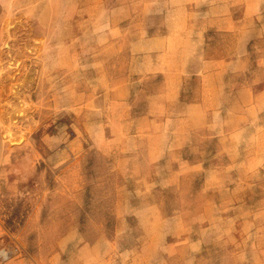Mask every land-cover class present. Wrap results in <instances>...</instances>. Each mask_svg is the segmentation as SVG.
I'll return each mask as SVG.
<instances>
[{"label":"rangeland","instance_id":"rangeland-1","mask_svg":"<svg viewBox=\"0 0 264 264\" xmlns=\"http://www.w3.org/2000/svg\"><path fill=\"white\" fill-rule=\"evenodd\" d=\"M0 264H264V0H0Z\"/></svg>","mask_w":264,"mask_h":264}]
</instances>
